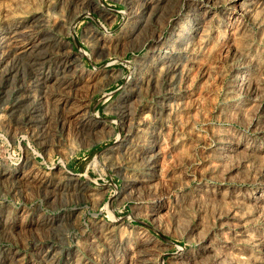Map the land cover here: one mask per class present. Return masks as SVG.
Here are the masks:
<instances>
[{
	"label": "rangeland",
	"instance_id": "374dc122",
	"mask_svg": "<svg viewBox=\"0 0 264 264\" xmlns=\"http://www.w3.org/2000/svg\"><path fill=\"white\" fill-rule=\"evenodd\" d=\"M0 45V264H264V0H0Z\"/></svg>",
	"mask_w": 264,
	"mask_h": 264
},
{
	"label": "bare ground",
	"instance_id": "6f19581e",
	"mask_svg": "<svg viewBox=\"0 0 264 264\" xmlns=\"http://www.w3.org/2000/svg\"><path fill=\"white\" fill-rule=\"evenodd\" d=\"M152 1V0H151ZM156 1V0H155ZM160 1V0H159ZM147 2V1H146ZM204 2V1H203ZM147 4V3H146ZM245 4H247V3H245ZM253 4V3H252ZM158 5V4H157ZM251 5V4H250ZM253 6V5H252ZM248 9H250V8H248ZM251 11V10H250ZM194 14V13H193ZM204 15V14H203ZM196 17V16H195ZM194 18V17H193ZM189 20V19H188ZM191 20V19H190ZM200 20V19H199ZM202 20V19H201ZM186 21V20H185ZM196 21V20H195ZM200 23V22H199ZM189 24V23H188ZM191 24V23H190ZM189 24V25H190ZM197 25V24H196ZM183 26V25H182ZM181 26V28L179 29V33H186L187 32V28H185V27H182ZM198 28V27H197ZM16 29V28H15ZM13 30V29H12ZM11 30V31H12ZM15 31H18L17 29L15 30ZM190 32V31H189ZM19 33V32H18ZM11 34H12V32H11ZM175 34V33H174ZM193 34V33H192ZM3 35V34H2ZM177 35V34H176ZM15 36V35H14ZM18 36V35H17ZM179 36V35H178ZM181 36V35H180ZM12 37H13V35H12ZM161 37V36H160ZM195 37V36H194ZM13 39V38H12ZM19 39V38H18ZM29 39V38H28ZM182 39V38H181ZM193 39V38H192ZM11 40V39H10ZM27 40V39H26ZM177 40V39H176ZM183 40V39H182ZM4 41V40H3ZM169 41H172L171 39L169 40ZM185 41V40H184ZM5 42V41H4ZM22 42V41H21ZM105 42V41H104ZM175 43H180V40L178 39V41H174ZM199 43V42H198ZM22 44V43H21ZM169 44V43H168ZM200 44V43H199ZM15 45H16V43H15ZM184 45V44H183ZM1 46V45H0ZM18 47H20L19 45H17ZM166 46V45H165ZM175 46V45H174ZM174 46H172V48L174 47ZM178 46V45H177ZM22 47H23V44H22ZM39 47V46H38ZM168 47V46H167ZM170 47V46H169ZM183 47V46H182ZM4 48V47H3ZM3 48H1L2 50H3ZM29 48V47H28ZM31 48V47H30ZM35 48V47H34ZM186 48V47H185ZM183 49V48H182ZM16 50V49H15ZM20 50V49H19ZM27 51V50H26ZM167 51H168V49H167ZM17 52V51H16ZM22 52H24V51H22ZM173 52V51H172ZM188 52V51H187ZM180 53V52H179ZM166 54V53H165ZM178 55V54H177ZM20 56H21V53H20ZM168 56V55H167ZM174 56V55H173ZM165 57V56H164ZM170 57V56H169ZM173 58V57H172ZM179 58V57H178ZM171 59V58H170ZM170 59H168V60H170ZM176 59V58H175ZM2 60V59H1ZM181 60V59H180ZM179 62V61H178ZM237 64H239V63H237ZM174 65V64H173ZM250 67V66H249ZM169 68V67H168ZM236 68V67H235ZM69 69V68H68ZM173 69V68H172ZM169 71V70H168ZM236 71V70H235ZM241 72V71H240ZM246 73V72H245ZM249 73V72H248ZM244 75V74H243ZM247 75H249V74H247ZM235 76V75H234ZM239 76V75H238ZM244 77V76H243ZM248 77V76H247ZM253 78V77H252ZM255 78V77H254ZM239 79V78H238ZM241 79V78H240ZM245 79H246V77H245ZM257 79V78H256ZM59 80V79H58ZM237 80V79H236ZM255 80V79H254ZM55 81H57V80H55ZM234 81V80H233ZM232 81V82H233ZM238 81V80H237ZM252 81V80H251ZM236 82V81H235ZM239 82V81H238ZM57 83V82H56ZM234 83V82H233ZM244 83V82H243ZM246 83V82H245ZM249 83H250V81H249ZM243 85V84H242ZM257 85V84H256ZM42 87V86H41ZM236 87H237V85H236ZM242 87V86H241ZM246 87V86H245ZM239 88V87H238ZM240 90H241V88H239ZM244 89V88H243ZM238 92V91H237ZM233 94V93H232ZM236 94V93H235ZM235 94H233V95H235ZM41 99V98H40ZM237 100V99H236ZM235 100V101H236ZM242 102V101H241ZM36 104H38V103H36ZM37 107V106H36ZM40 112H41V110H40ZM39 112V113H40ZM38 113V114H39ZM36 116V115H35ZM41 116V115H40ZM37 118V117H36ZM41 119V118H40ZM97 120V119H96ZM41 121V120H40ZM42 122H44V120L42 121ZM41 122V123H42ZM226 137V136H225ZM223 152V151H222ZM221 154V153H220ZM226 154V153H225ZM226 156V155H225Z\"/></svg>",
	"mask_w": 264,
	"mask_h": 264
}]
</instances>
